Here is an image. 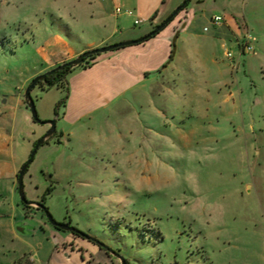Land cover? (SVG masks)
<instances>
[{"label":"rangeland","instance_id":"374dc122","mask_svg":"<svg viewBox=\"0 0 264 264\" xmlns=\"http://www.w3.org/2000/svg\"><path fill=\"white\" fill-rule=\"evenodd\" d=\"M64 2L0 0V264L121 263L24 206L13 188L10 166L19 171L50 128L33 119L24 94L39 75L31 78L43 30L73 39L71 17L58 10L75 7ZM191 7L174 58L159 66L158 55L143 82L80 120L67 123L64 112L69 77L82 67L69 74V93L33 89L40 118L56 119L57 133L36 153L25 191L46 195L58 222L129 264H264V0H191L180 14ZM216 15L233 30L213 24ZM243 24L254 49L241 56Z\"/></svg>","mask_w":264,"mask_h":264},{"label":"crops","instance_id":"0c3cea01","mask_svg":"<svg viewBox=\"0 0 264 264\" xmlns=\"http://www.w3.org/2000/svg\"><path fill=\"white\" fill-rule=\"evenodd\" d=\"M64 1H66L64 5L67 7L70 8L72 5L75 7V10H58V16L63 20H65L64 17H71L69 18L72 21L69 23L73 39L63 38L59 31L44 33L43 30L42 39L44 41L37 47L38 54L42 58V64L31 78L58 64L74 59L86 50L145 36L153 30L154 25L164 21L172 14L171 4L173 6L175 2H181V0ZM119 8L120 11H118ZM192 10H194L193 7L190 8V11L179 13V17L177 15L155 37L145 42L102 53L95 59L91 67L83 68L69 77L72 96H70L64 112L65 122L74 123L98 105L109 101L113 102L126 89L139 85L145 76L151 73L152 68L147 66L148 63H152L158 55L160 56L159 66L168 63L166 60L172 52L173 37L177 30L179 36L182 35L181 23L184 26L188 25L189 13ZM136 20H140V22L136 23ZM226 22L218 25L226 30L229 29L228 31L231 32L233 30L232 20ZM146 23H148V27L143 28ZM86 26H89L91 30L94 28L95 32L90 34L92 38L88 39L87 35L84 34L89 29H86ZM89 33L87 31V34ZM74 38L78 39L74 40ZM61 135L64 136V133L61 132ZM10 169L15 178L13 179L16 180L13 182V188L15 187V191H17L19 171L15 164L11 165ZM45 184L48 186L50 183L45 180ZM38 195H30V198L34 200L38 198ZM67 239L70 238L66 237L63 242L66 243ZM72 247L75 248V244Z\"/></svg>","mask_w":264,"mask_h":264},{"label":"water","instance_id":"95a60500","mask_svg":"<svg viewBox=\"0 0 264 264\" xmlns=\"http://www.w3.org/2000/svg\"><path fill=\"white\" fill-rule=\"evenodd\" d=\"M190 0H184L175 10L174 12H172V14L165 19L161 24L157 25V27L155 29H153L151 32H149L148 34H146L145 36L138 38V39H126V40H122L113 44H109V45H105V46H101L98 48H92L89 50H86L85 52L81 53L80 55H78L77 57H75L72 60L63 62L61 64L56 65L55 67L47 70L46 72L37 75L36 77H34L30 84L28 85V87L25 90V94H24V101L26 104V107L28 109L31 110L33 119L40 124H47L50 125L49 130L47 131L46 134H44L35 144L33 151L28 159V161L22 166V168L19 170L18 172V177H17V192L19 193V195L21 196V201L27 205V206H32L35 207L37 209H42L44 211L47 212V217L49 219V221L56 227L65 230V231H70V232H74L77 233L81 236H84L85 238L97 243L101 248H104L111 256H116L121 263L120 264H126V259L121 256L120 254H118L116 251H114L111 247H109L107 244L101 242L100 240H98L97 238L79 230L78 228L72 226L69 223H60L58 222L53 215L50 213L49 209H47L46 205L44 204V202L42 201H37V200H30L27 197L26 191H25V184H24V177L26 175V172L29 168V166L31 165V163L34 160V157L36 155V153L38 152L39 148L41 146H43L44 144L48 143L50 141V139L57 133V127H56V119L53 120H43L40 118L39 114H38V110H37V106L35 103V99L32 95V91L33 89L37 86V84L40 81L45 80V78L54 73L57 70H61L64 69L65 67H69L68 71H71L73 68L79 66L80 64H82L84 62V60L89 57L92 54H102V53H106L109 51H113L122 47H126L129 45H133V44H138L143 42L145 39L151 38L152 36L157 35L158 33H160L167 24H169L173 18L175 16H177L182 10H184L187 7V4L189 3ZM179 36V31H177V33L174 35L173 40H172V52H171V56L169 59V62L174 58L175 53H176V41L177 38Z\"/></svg>","mask_w":264,"mask_h":264},{"label":"trees","instance_id":"16d2710c","mask_svg":"<svg viewBox=\"0 0 264 264\" xmlns=\"http://www.w3.org/2000/svg\"><path fill=\"white\" fill-rule=\"evenodd\" d=\"M191 0L189 1V3L187 4V6L190 4ZM176 17V16H175ZM174 17V18H175ZM173 18V19H174ZM168 25V24H167ZM166 25V26H167ZM157 27V26H156ZM155 27V28H156ZM154 28V29H155ZM165 29V28H164ZM156 36V35H155ZM155 36H152V37H155ZM151 37V38H152ZM151 38H148V39H145L143 42L151 39ZM100 54H92L90 55L89 57H87L84 62L82 64H80L79 66L77 67H82L84 69L86 68H89L91 67L94 62H95V59L99 56ZM76 68V67H75ZM73 68L71 71H68L69 67H65L64 69H61V70H57L55 71L54 73L48 75L45 80L43 81H40L38 85H40V87H42L43 89H48L52 86H57L59 88H63L67 93H69V85H68V77H69V74L75 69ZM46 87V88H45ZM64 105L66 103V99H64ZM54 190V186L53 184L49 185L47 190H46V193H51L52 191ZM45 198H46V195L43 196V199L42 201L44 202L45 204ZM22 204L25 206V204L22 202ZM26 207H29L26 205ZM48 209V208H47ZM126 264H129V262H126Z\"/></svg>","mask_w":264,"mask_h":264},{"label":"built area","instance_id":"2783aa9c","mask_svg":"<svg viewBox=\"0 0 264 264\" xmlns=\"http://www.w3.org/2000/svg\"><path fill=\"white\" fill-rule=\"evenodd\" d=\"M118 11H120V8L118 9ZM129 13H132V12H129ZM223 21H224V18L221 15H216L213 18L212 23L213 24H220ZM139 22H140V20H136V23H139ZM243 26L245 28V31H244V34H243V39L238 41V44H239V47H240L239 52H240L241 56L244 53L254 49V47H253V45L251 43L252 36H251V32H250V27L248 25H246V24H243ZM205 30L208 31L209 27H205ZM227 55L232 61L235 60V56H234V53L232 51H228Z\"/></svg>","mask_w":264,"mask_h":264},{"label":"flooded vegetation","instance_id":"af4514ba","mask_svg":"<svg viewBox=\"0 0 264 264\" xmlns=\"http://www.w3.org/2000/svg\"><path fill=\"white\" fill-rule=\"evenodd\" d=\"M43 202V201H42ZM77 234V233H76ZM104 249V248H103ZM105 250V249H104ZM106 251V250H105ZM106 253H108L107 251H106Z\"/></svg>","mask_w":264,"mask_h":264}]
</instances>
